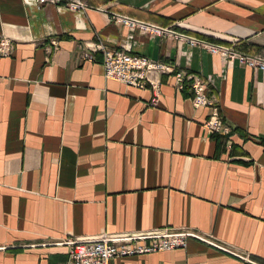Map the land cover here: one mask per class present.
I'll return each instance as SVG.
<instances>
[{"label":"crops","instance_id":"crops-1","mask_svg":"<svg viewBox=\"0 0 264 264\" xmlns=\"http://www.w3.org/2000/svg\"><path fill=\"white\" fill-rule=\"evenodd\" d=\"M80 1L0 0V264H65L67 239L163 228L222 247L189 238L108 264H264V71L109 16L264 57V0ZM97 41L172 72L157 90L105 78ZM174 71L206 81L218 128Z\"/></svg>","mask_w":264,"mask_h":264},{"label":"built area","instance_id":"built-area-1","mask_svg":"<svg viewBox=\"0 0 264 264\" xmlns=\"http://www.w3.org/2000/svg\"><path fill=\"white\" fill-rule=\"evenodd\" d=\"M36 6L45 4L61 5L70 9H83L86 4L80 0H33ZM110 18L121 21L128 28H133L156 36H170L176 40H184L189 45L200 46L211 54L226 56L229 60H236L238 64L256 67L264 71V57L251 55L238 47L237 41L229 43L210 42L193 35L175 31L169 27L136 20L121 14L111 13ZM9 47L8 41L0 38V52L5 53ZM91 50L101 53L102 72L105 78L113 79L127 86L135 88H151L157 90L159 85L156 74L172 72V68L160 61L152 60L144 55L130 54L103 45L97 41ZM84 59L90 54L81 52ZM174 85L177 90L187 87L191 94V103L194 107L211 106V116L204 122V126L218 128L217 108L213 99L208 97L206 81L198 75L184 74L180 71L173 72ZM152 100L154 101L156 95ZM192 238L206 244L221 248L219 244L189 230L157 229L134 234L113 235L101 232L96 236L82 239H67L64 241L69 246L65 264H108L114 256L128 254H141L184 248L187 239ZM251 262L250 260H247Z\"/></svg>","mask_w":264,"mask_h":264}]
</instances>
